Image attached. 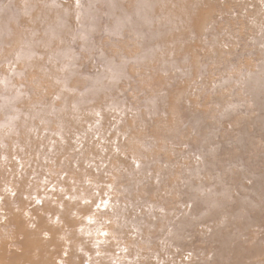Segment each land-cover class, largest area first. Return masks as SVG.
I'll list each match as a JSON object with an SVG mask.
<instances>
[{
	"label": "rangeland",
	"instance_id": "374dc122",
	"mask_svg": "<svg viewBox=\"0 0 264 264\" xmlns=\"http://www.w3.org/2000/svg\"><path fill=\"white\" fill-rule=\"evenodd\" d=\"M0 26V264H264V0H0Z\"/></svg>",
	"mask_w": 264,
	"mask_h": 264
},
{
	"label": "bare ground",
	"instance_id": "6f19581e",
	"mask_svg": "<svg viewBox=\"0 0 264 264\" xmlns=\"http://www.w3.org/2000/svg\"><path fill=\"white\" fill-rule=\"evenodd\" d=\"M4 16H5V15L3 14V15H2V19H3ZM193 24H194V23H193ZM175 27H176L175 24H170V23H168V25H167V28H168V31H169V32L172 31ZM0 31H1V26H0ZM96 88H99L97 84L93 87V89L96 90ZM94 90H93V91H94ZM160 100H161V99H160ZM35 251H36V250H35ZM35 251H34L33 253H35ZM33 253H31V255H34ZM34 256H37V257L39 256V257H40V256H42V255H41V254L38 255V254L36 253ZM37 257H36V258H37ZM37 262H38V261L35 260L34 263L37 264Z\"/></svg>",
	"mask_w": 264,
	"mask_h": 264
}]
</instances>
